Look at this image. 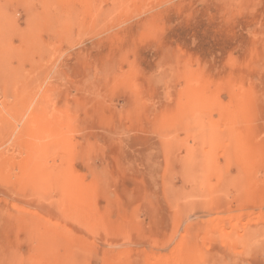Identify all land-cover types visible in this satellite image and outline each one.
I'll use <instances>...</instances> for the list:
<instances>
[{
  "label": "rangeland",
  "instance_id": "1",
  "mask_svg": "<svg viewBox=\"0 0 264 264\" xmlns=\"http://www.w3.org/2000/svg\"><path fill=\"white\" fill-rule=\"evenodd\" d=\"M0 264H264V0H0Z\"/></svg>",
  "mask_w": 264,
  "mask_h": 264
},
{
  "label": "bare ground",
  "instance_id": "2",
  "mask_svg": "<svg viewBox=\"0 0 264 264\" xmlns=\"http://www.w3.org/2000/svg\"><path fill=\"white\" fill-rule=\"evenodd\" d=\"M69 4H70V2H69ZM72 6H73V4H72ZM85 6V5H84ZM59 7V6H58ZM79 7V6H78ZM48 8V7H47ZM64 8H65V6H64ZM76 8V7H75ZM71 9V8H70ZM85 10V9H84ZM73 12V11H72ZM66 14H67V12H66ZM65 14V15H66ZM74 16V15H73ZM65 17V16H64ZM68 24V23H67ZM71 38V37H70ZM47 44V43H46ZM47 54V53H46ZM42 103V102H41ZM191 156V155H190ZM190 159V158H189Z\"/></svg>",
  "mask_w": 264,
  "mask_h": 264
}]
</instances>
